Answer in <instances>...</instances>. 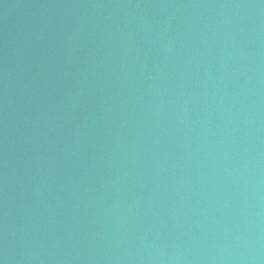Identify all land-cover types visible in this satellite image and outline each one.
<instances>
[{
	"label": "water",
	"instance_id": "1",
	"mask_svg": "<svg viewBox=\"0 0 264 264\" xmlns=\"http://www.w3.org/2000/svg\"><path fill=\"white\" fill-rule=\"evenodd\" d=\"M0 264H264V0H0Z\"/></svg>",
	"mask_w": 264,
	"mask_h": 264
}]
</instances>
